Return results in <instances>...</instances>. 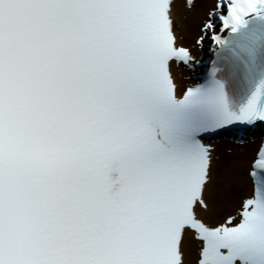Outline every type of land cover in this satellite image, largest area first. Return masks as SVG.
<instances>
[{"label":"snow or ice","instance_id":"obj_1","mask_svg":"<svg viewBox=\"0 0 264 264\" xmlns=\"http://www.w3.org/2000/svg\"><path fill=\"white\" fill-rule=\"evenodd\" d=\"M181 31L176 0H0V264H264V148L221 207L204 142L264 123V0H212L186 90Z\"/></svg>","mask_w":264,"mask_h":264},{"label":"bare ground","instance_id":"obj_2","mask_svg":"<svg viewBox=\"0 0 264 264\" xmlns=\"http://www.w3.org/2000/svg\"><path fill=\"white\" fill-rule=\"evenodd\" d=\"M212 0H196L193 9L186 7V0H176V15L182 27L179 33L181 43L193 50L192 37L201 35V26L206 19ZM190 72L182 69L175 70L177 84L182 89L187 82L184 78H191ZM255 143H247L244 147L231 144H221L215 151L216 172L214 173V195L221 207H230L236 203L237 193H246L252 187L248 178V169L251 166L252 155L256 150Z\"/></svg>","mask_w":264,"mask_h":264},{"label":"rangeland","instance_id":"obj_3","mask_svg":"<svg viewBox=\"0 0 264 264\" xmlns=\"http://www.w3.org/2000/svg\"><path fill=\"white\" fill-rule=\"evenodd\" d=\"M195 37H196L195 35L192 37V39H191V42H192V43H193V40H194Z\"/></svg>","mask_w":264,"mask_h":264}]
</instances>
